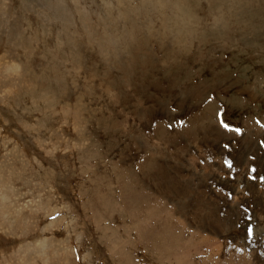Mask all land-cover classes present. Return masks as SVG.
Listing matches in <instances>:
<instances>
[{
	"label": "rangeland",
	"instance_id": "rangeland-1",
	"mask_svg": "<svg viewBox=\"0 0 264 264\" xmlns=\"http://www.w3.org/2000/svg\"><path fill=\"white\" fill-rule=\"evenodd\" d=\"M0 264H264V0H0Z\"/></svg>",
	"mask_w": 264,
	"mask_h": 264
},
{
	"label": "snow or ice",
	"instance_id": "snow-or-ice-1",
	"mask_svg": "<svg viewBox=\"0 0 264 264\" xmlns=\"http://www.w3.org/2000/svg\"><path fill=\"white\" fill-rule=\"evenodd\" d=\"M225 127H227V125H225ZM230 166V165H229Z\"/></svg>",
	"mask_w": 264,
	"mask_h": 264
}]
</instances>
